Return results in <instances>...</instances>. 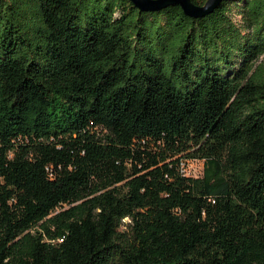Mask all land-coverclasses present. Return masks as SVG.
I'll return each instance as SVG.
<instances>
[{
    "label": "trees",
    "instance_id": "trees-1",
    "mask_svg": "<svg viewBox=\"0 0 264 264\" xmlns=\"http://www.w3.org/2000/svg\"><path fill=\"white\" fill-rule=\"evenodd\" d=\"M0 264H264V0H0Z\"/></svg>",
    "mask_w": 264,
    "mask_h": 264
},
{
    "label": "water",
    "instance_id": "water-1",
    "mask_svg": "<svg viewBox=\"0 0 264 264\" xmlns=\"http://www.w3.org/2000/svg\"><path fill=\"white\" fill-rule=\"evenodd\" d=\"M142 11H159L179 4L184 12L192 17H203L213 12L222 0H206L202 5L193 0H131Z\"/></svg>",
    "mask_w": 264,
    "mask_h": 264
},
{
    "label": "rangeland",
    "instance_id": "rangeland-1",
    "mask_svg": "<svg viewBox=\"0 0 264 264\" xmlns=\"http://www.w3.org/2000/svg\"><path fill=\"white\" fill-rule=\"evenodd\" d=\"M186 172L193 176L201 175L203 172L204 162L202 160H191L184 162ZM66 206V205H63Z\"/></svg>",
    "mask_w": 264,
    "mask_h": 264
}]
</instances>
